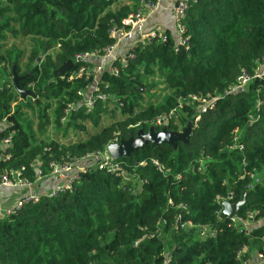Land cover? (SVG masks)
Wrapping results in <instances>:
<instances>
[{"label":"trees","instance_id":"obj_1","mask_svg":"<svg viewBox=\"0 0 264 264\" xmlns=\"http://www.w3.org/2000/svg\"><path fill=\"white\" fill-rule=\"evenodd\" d=\"M140 1L0 0V143L11 141L1 149L0 184L13 174L36 182L50 175L51 162L63 165L103 151L115 135L122 141L139 129L148 132L159 116L173 110L168 129L192 127L187 142L148 143L116 160L120 171L97 164L80 172L72 189L55 197L42 195L39 202L0 217V264H164L167 255L170 264H239L236 251L257 246L264 236V178L242 176L253 169L264 171V78L255 77L246 87L229 92L243 71L253 76L264 64V0H190L181 20L189 49L175 50L177 42L169 33L166 41L145 43L128 66L114 63L119 74H101V91L110 99L96 100L89 111L78 92L86 91L94 79L78 72L93 62L77 57L103 55L116 42L111 31L123 27ZM28 37L35 47L30 67L22 71L26 52L15 42ZM68 60L75 63L73 68L54 77ZM13 66L23 76L21 88L32 90L35 99L23 100L6 79L13 77ZM157 71L167 83V93L161 102L144 101V79ZM214 98L213 108L203 113V100ZM15 100L26 107L33 101L42 124L52 121L65 135L75 131L79 140H38L21 104L11 111ZM69 104L78 108L62 122ZM52 108L53 119L47 114ZM137 124L140 128L134 127ZM235 130L243 149H229ZM152 157L165 165V174L150 163L138 164ZM230 188L235 202L246 197L240 214H257L250 232L216 215V196ZM178 214L196 228L175 231ZM197 225L216 229L217 235L202 238Z\"/></svg>","mask_w":264,"mask_h":264},{"label":"built area","instance_id":"obj_2","mask_svg":"<svg viewBox=\"0 0 264 264\" xmlns=\"http://www.w3.org/2000/svg\"><path fill=\"white\" fill-rule=\"evenodd\" d=\"M189 1L190 0H178L177 5L174 7L173 14L176 19L177 23V30L179 34V38L177 41V46L175 50H179L180 47H186L189 49V43H188V38L184 36V30L185 26L182 23V19L185 18L187 9L189 7ZM150 5L154 8L158 7L160 5V0H150ZM145 11L144 8L140 7L137 8V11L132 13L128 18L124 19L123 21V27L120 29H113L111 31V34L113 37L116 38V42L113 45H110L105 48L104 54L101 56L95 55L94 53L91 54H83L79 55L77 57V60L79 61H85L87 57H93L100 60V63L95 65L94 67H82L78 74L84 73V75L89 78L93 77L90 75L91 71L93 72H104L108 69L111 68V73L117 75L119 74V69L117 66L114 65L115 62H118L122 66L126 67L129 64V61L133 59L136 54L135 50L145 43H149L154 39L166 41L167 40V34L165 32H157V31H148L146 30L145 26ZM129 39L133 41L131 44V47L129 50L122 54L118 55L116 54L117 47L119 45V41L122 39ZM87 61V60H86ZM264 66V64L262 65ZM261 66V67H262ZM261 67H258L256 70L255 75L251 76L248 72L243 71L242 75L239 78V84L237 85L236 88L232 89L229 92H236L239 89H242L243 87H246L248 83L253 80L255 77H262L264 78V68L260 71ZM89 69V70H88ZM106 69V70H105ZM260 71V72H259ZM93 84H95V90L92 95H87V91H79L78 94L83 97V102L85 106L89 108V111H92L95 105V101L99 100L102 102H108V95L106 93H103L100 88V80H95L93 81ZM92 84V85H93ZM90 87V86H89ZM89 89V88H88ZM87 89V90H88ZM193 99H198L196 96L192 97ZM32 99H35V96L32 97ZM204 101V105L202 106V112H207L208 109L213 108V104L216 101L214 100L208 102L206 100ZM78 108L75 104H69L65 111H64V116L61 118L62 122H65L70 115V113ZM174 113V110L169 114V115H162L159 116L154 122L153 125L154 127H160L164 128L167 126L168 121L171 118V115ZM253 119V116H250ZM197 120H201L200 115L197 117ZM1 125V122H0ZM134 127L140 128L139 124L135 125ZM121 140L119 139L118 135H115L114 139L106 145L103 151L94 153V154H88L84 157L78 158L73 160L72 162L69 163H64L63 165H58L55 162H51L50 166L52 168V171L50 173V176H58V177H65V179L61 183H56L54 186L48 191L47 195L49 197H55L59 193L72 189L74 183L79 179L80 172L85 171L86 169L93 167L95 165H99L101 168L107 167L110 171H120L121 167L118 162H116L115 159L112 158L110 152H109V146L120 142ZM10 138H5L2 142L3 147L5 148L6 146L9 145L10 143ZM234 148H239L243 149L244 145L243 142L241 141V135L237 130H235V137H234V142L233 145L229 146V149H234ZM94 159V161L92 160ZM150 163L152 166H154L159 172L164 173L166 172L165 165L162 164L158 159L152 157L149 160H143L140 161L138 164L141 166H144L146 164ZM246 161L244 160V166L246 165ZM190 169H195L194 165H190ZM244 171H246L244 169ZM121 174L126 175L127 172L122 170ZM249 175V177L253 178L256 175V170L253 169L251 171H246L242 176ZM20 176V175H19ZM17 174H13V179L9 178L8 175L4 176L2 178V182L0 184V187L3 185L7 186H13V187H25L27 189L26 193L21 197L19 201H17L13 206L10 207H0V217H4L7 215L12 214L16 210L20 209L25 203H37L40 200V197L42 194L34 188L35 182H32L26 178H21ZM49 176V175H48ZM182 178L181 175L176 176V181H180ZM234 198H235V191L230 188L227 192L226 195H217L216 196V203L220 205L219 209L216 210V215L219 218H226L229 220L230 225L241 229L242 231L245 232H250L256 223L257 220V214L255 211H247L245 214H240L237 212L233 216H226L222 217L221 214L224 209V203L225 202H231L234 203ZM181 207L184 209H188V207L185 204H181ZM264 224V220H263ZM164 225L163 221L158 222V226L162 227ZM199 235L202 238L208 237V236H216L217 235V230L216 229H211L208 226H203L199 227ZM191 229V228H196V225L190 220V219H184L183 214H178L175 218V223H174V230L179 231L180 229ZM160 234V233H158ZM140 240L136 241L135 245L138 244ZM236 259L239 262V264H264V236L259 237V243L258 245H245L242 248L238 249L236 251ZM171 256L167 255L164 260V264H170L171 262Z\"/></svg>","mask_w":264,"mask_h":264},{"label":"rangeland","instance_id":"obj_3","mask_svg":"<svg viewBox=\"0 0 264 264\" xmlns=\"http://www.w3.org/2000/svg\"><path fill=\"white\" fill-rule=\"evenodd\" d=\"M14 39H11V42L13 43ZM10 42V44H11ZM15 43H17V45L24 49L26 52V55H24V59H22V71L27 70L30 66H29V58H30V53L31 50L35 47V43L32 40L31 37L28 38H20L18 39ZM9 44V45H10ZM86 60L92 61V67L95 68V65L100 63V60L98 58H93V57H87ZM97 61V62H96ZM99 62V63H98ZM263 64L259 65V67H261ZM106 69H108L109 71H111V68H107V66L105 67ZM264 68V66L261 67L260 71ZM105 69V70H106ZM89 70V69H88ZM257 70V69H256ZM259 71V72H260ZM102 72H93L91 71L90 75H92V80L95 79L100 80L101 74ZM7 76V74H6ZM7 80H12L13 77L7 76L6 77ZM144 84L147 86L148 91L147 93H143L144 96V101H157V102H161L162 97L167 93V83L164 80V77L162 76L161 72L157 71L155 75L153 76H146V78L144 79ZM95 84L90 85L89 89L86 90V94L92 95L94 90H95ZM112 102L114 101L115 97L112 96ZM30 101V100H29ZM30 103V107H26L22 104V102L20 100H15L14 102H12L11 104V111L13 112L15 109V105L16 104H21V110L24 113V117L27 118V120L29 121V123H31L33 129H34V133H35V137L38 140H46V141H50V140H55L58 141L60 143L63 144H67L70 142H75L77 140H79V137H77L75 131H70L68 132L67 135H65V132H63V130L59 129V127H57L54 122H50V124H42L43 120L40 118V110L39 108L33 103V101L28 102ZM54 103V107H55V102ZM117 103V102H116ZM109 107L110 109L112 108V104L109 103ZM53 107V108H54ZM53 108L50 109L49 111H47V114L51 117V119H53ZM119 117V116H118ZM40 124H42V128L43 130L41 131L39 129ZM93 131V130H92ZM90 131V132H92ZM81 137H84L85 134L83 132L80 133ZM3 144L0 143V150L2 149ZM1 153V151H0ZM1 156V154H0ZM94 161V159H92ZM259 180H262L264 178V171L262 172H256V175L253 177ZM65 179V177L61 178L58 176H44V177H40L38 182V185L41 186H45L46 188L52 187V185H54V183H61L63 180ZM34 188L36 190H38L42 195H47L48 191L50 189H40L37 184L34 186ZM24 190L23 187H11V186H2V188L0 189V198L5 200L4 205L2 206H6L5 204L10 203L9 200H11V197L16 198L15 200L19 201L22 197L21 192ZM4 192L6 193L5 196H3L1 193ZM14 201V200H13ZM16 201V202H17ZM15 202V203H16Z\"/></svg>","mask_w":264,"mask_h":264},{"label":"water","instance_id":"obj_4","mask_svg":"<svg viewBox=\"0 0 264 264\" xmlns=\"http://www.w3.org/2000/svg\"><path fill=\"white\" fill-rule=\"evenodd\" d=\"M75 63L72 60L64 62L58 69L54 71V77H59L70 71ZM23 76L18 75L15 66H13V79L15 89L20 93L23 100L28 96L34 97L35 93L30 89H23L20 86V80ZM192 127L188 125L183 131H173L164 127L161 130H157L156 127H151L148 132H144L143 129H139L136 136H131L127 140L114 143L109 146V152L113 159L119 160L131 155L132 151L137 148H141L144 145L151 143L154 145L170 144L175 145L178 142H187L191 136ZM246 197L243 195L240 200L231 203L225 202L222 217L233 216L239 212L241 206L245 203Z\"/></svg>","mask_w":264,"mask_h":264},{"label":"crops","instance_id":"obj_5","mask_svg":"<svg viewBox=\"0 0 264 264\" xmlns=\"http://www.w3.org/2000/svg\"><path fill=\"white\" fill-rule=\"evenodd\" d=\"M121 3L122 4L123 3L130 4V3H132V0H119V4H121ZM177 3H178V0H160V5L156 8H154L150 5V0H141L140 3L138 4V8H140V7L144 8V11H145L144 26H145L146 30L157 31V32L163 31L167 35L169 33L170 36L173 37L175 39V41L177 42L178 38H179V34H178V30H177L176 19H175L174 14H173L174 7L177 5ZM132 43H133V41H131L129 39L122 38L119 41V45H118L117 50H116L117 56L126 53L129 50V48L131 47ZM96 58H98V57H96ZM109 99H108V101H109ZM152 127H154V126H152ZM36 184L40 189H51L54 186V185H52V187H49V188H46L43 185L39 186L37 181L35 182V185ZM3 186H5V185H3ZM11 187H13V186H11ZM1 188H2V186L0 187V189ZM23 188H24V190L21 192L22 196L27 191V189L25 187H23ZM1 194L3 196L6 195V193H4V192H2ZM15 199L16 198L11 197V200H9L11 204L7 203V204H5L6 206H2V205H4L5 200L0 198V207L6 208V207L13 206L15 204V202L17 201Z\"/></svg>","mask_w":264,"mask_h":264}]
</instances>
